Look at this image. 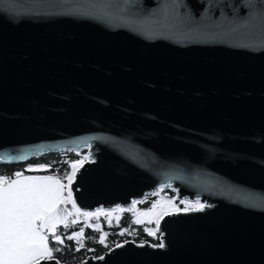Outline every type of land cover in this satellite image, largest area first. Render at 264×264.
Masks as SVG:
<instances>
[{
	"label": "water",
	"instance_id": "obj_1",
	"mask_svg": "<svg viewBox=\"0 0 264 264\" xmlns=\"http://www.w3.org/2000/svg\"><path fill=\"white\" fill-rule=\"evenodd\" d=\"M82 148L83 211L206 207L78 264H264V0H0V164Z\"/></svg>",
	"mask_w": 264,
	"mask_h": 264
},
{
	"label": "snow or ice",
	"instance_id": "obj_2",
	"mask_svg": "<svg viewBox=\"0 0 264 264\" xmlns=\"http://www.w3.org/2000/svg\"><path fill=\"white\" fill-rule=\"evenodd\" d=\"M88 147L91 145L89 144ZM90 155L69 162L71 171H66L64 174V180L67 183L54 174L25 176L23 173H16L15 179L0 176V264H42L44 261L54 259L53 252L60 249L50 247L49 239L51 236L54 242L64 243L62 236L57 234V227L61 224L65 229L69 227L65 221L71 213L62 207L67 203L72 204L77 215L84 217L112 215V210L104 209H97L96 212H81L73 198L72 184L80 168L89 161ZM16 159H22V157H16ZM50 167L51 165L29 168V171H46ZM180 203L185 205L183 209L169 199L165 202L166 206H160L159 210H157L158 205L154 203L152 208L142 213L155 220L156 228L146 229L148 235L157 234L161 220L169 215L172 209L187 213L202 211L206 207L199 199L181 200ZM132 207H135V203ZM119 210L123 211V209ZM151 222L152 219L149 220V223ZM73 223L76 221L73 220ZM136 223L139 224L141 221L137 219ZM83 236L84 229L81 228L67 239L79 241ZM105 237L106 234L101 236L100 243H104ZM153 247L163 248L165 245L161 240Z\"/></svg>",
	"mask_w": 264,
	"mask_h": 264
},
{
	"label": "trees",
	"instance_id": "obj_3",
	"mask_svg": "<svg viewBox=\"0 0 264 264\" xmlns=\"http://www.w3.org/2000/svg\"><path fill=\"white\" fill-rule=\"evenodd\" d=\"M87 154L86 148L79 150L65 149L63 151H52L36 155L25 162L17 164H0V176L13 179L15 172L27 175L54 174L64 176L66 171L70 172V161L81 159ZM30 163L51 165V167L46 171H29L27 165ZM164 194H167L169 198H173L179 208L183 209L185 207V205L181 204L176 198L175 191L161 188L158 189L157 192L147 193L140 200L134 201V208L136 210H148L152 208V205L158 202L157 199ZM132 205L128 208L117 207L119 209H123V211H114V213L119 212L118 217L109 218V220L103 219V221H101L100 228L94 229L87 225L82 227L84 229V236L79 241L76 239H67L68 236H71L70 233L73 228H68L67 231H63L62 229V233L59 235L62 236L64 243L59 244L51 240V242H53L55 246L60 249L59 251L53 252V257L65 264H78L89 255H93L95 257L101 256L105 251L124 242L125 240H133L139 243L148 241L154 245L159 244L160 241L158 232L155 236H150L145 232V228L148 226L147 223H136L132 214ZM105 234L106 237L104 243H100L101 236ZM81 245H83V247H81Z\"/></svg>",
	"mask_w": 264,
	"mask_h": 264
},
{
	"label": "rangeland",
	"instance_id": "obj_4",
	"mask_svg": "<svg viewBox=\"0 0 264 264\" xmlns=\"http://www.w3.org/2000/svg\"><path fill=\"white\" fill-rule=\"evenodd\" d=\"M41 166H45V165L44 164H33V163H30V164L27 165V168H37V167H41ZM70 171H71V169H70ZM16 173H19V172H15V174ZM23 175H25V176H44V174H28V175L27 174H23ZM57 176L59 178H61L64 183H67V181L64 180V176H59V175H57ZM15 178L16 177L14 176L13 179H15ZM157 191H155V192H157ZM66 194L67 193H65V195ZM169 199H171L173 201V203L175 205H177V203L173 200V198H169L167 194H164L163 196H161L160 198L157 199V201H158L156 203L158 205L157 210H159V207L160 206H166L165 202L167 200H169ZM179 201H181V200H179ZM66 205L71 210V217H70V219L67 222V224L69 225L68 228H73V230L70 233V235H72L75 232V230L77 232L82 227H84L86 225L89 226V227H91V228H94V229L100 228L101 227V221H103V219H108L109 220V218L118 217V213H119V212H115L114 213V211H116V210L119 211V208L104 209L106 211L107 210H112V215L111 216L100 215L98 217H84L82 215H77L76 214L75 210L72 208V204L71 203H67ZM98 209H102V208H98ZM96 210L97 209H95L93 211H83V210H81V212H96ZM146 211L147 210H136L135 208H133V213L132 214H133V217H134L135 220L139 219L141 221V223H147L148 224V226L145 228V232L148 234V232L146 231V229H155L156 228V224H155V220H154L153 217L142 215V213H144ZM171 212H176V211H175V209H172ZM150 219H152V222L151 223H149V220ZM73 220H75L76 223H73ZM62 229H63V231H67V229H65L64 225L62 226ZM50 240H52L51 237H50ZM56 249H57V246H56Z\"/></svg>",
	"mask_w": 264,
	"mask_h": 264
},
{
	"label": "flooded vegetation",
	"instance_id": "obj_5",
	"mask_svg": "<svg viewBox=\"0 0 264 264\" xmlns=\"http://www.w3.org/2000/svg\"><path fill=\"white\" fill-rule=\"evenodd\" d=\"M60 233H62V227L58 228V230H57V234L59 235ZM53 242H51V240L49 239L50 247H53L54 249H56V246H55V244Z\"/></svg>",
	"mask_w": 264,
	"mask_h": 264
}]
</instances>
